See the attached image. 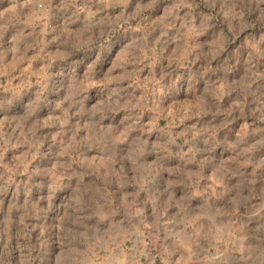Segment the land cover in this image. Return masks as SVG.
I'll return each instance as SVG.
<instances>
[{"label": "rangeland", "instance_id": "1", "mask_svg": "<svg viewBox=\"0 0 264 264\" xmlns=\"http://www.w3.org/2000/svg\"><path fill=\"white\" fill-rule=\"evenodd\" d=\"M0 264H264V0H0Z\"/></svg>", "mask_w": 264, "mask_h": 264}]
</instances>
